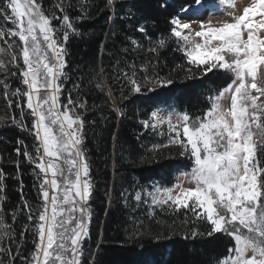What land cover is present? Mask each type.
<instances>
[{
	"label": "snow or ice",
	"instance_id": "obj_1",
	"mask_svg": "<svg viewBox=\"0 0 264 264\" xmlns=\"http://www.w3.org/2000/svg\"><path fill=\"white\" fill-rule=\"evenodd\" d=\"M83 3L86 0H82L81 16L71 18L65 6L72 7L70 0H61L54 6L63 13L62 17L55 12L46 14L39 0H0V18L5 25H12L0 27V41L6 45L0 47V73L3 74L0 88L6 106L11 109L16 98L15 107L20 109L19 118L11 115V125L29 132L36 141L34 154L19 139L15 152L34 165L41 201L34 210L23 197L21 181V211L27 213L34 235V249L30 256H24L19 245L13 252L15 229L5 220L2 206L5 198L0 195V264H16L18 259L20 264H82L93 193L81 115L87 110V102H78L69 94L67 103H63L61 92L67 78L65 45L70 36L80 35L74 21L88 15ZM219 4L232 7L227 13L231 19H221L215 24L211 19L200 20L199 30L192 27L195 21L184 22L180 15L169 21L171 37L189 65L186 72L203 75L223 72L230 75L231 83L211 98V107L202 117L178 113L172 100L164 99L160 104L169 115L164 117L154 111L153 122H144L146 128L152 129L166 124L169 133L174 135L162 147L175 145L181 150L179 155L193 162L189 173L178 174L179 182L163 189L154 187L148 196L154 206L162 209L191 212L207 224L209 237L215 234L232 237L234 247L220 264H264V0H249L242 10L231 0H219ZM116 5L117 0H106L109 20ZM196 5V8L182 6L180 13L198 16L203 9L201 0H196ZM167 6L165 0L161 7ZM220 11L216 0H212L209 16ZM53 20L60 21L59 28L53 25ZM137 31L147 33L143 25ZM129 39L134 47H141L135 39ZM166 45L167 40L162 38L148 51L155 53ZM131 69V72L121 70L115 77H106L101 68L93 77L98 81L95 87L110 95L113 89L107 81L123 78L129 85L128 95L121 91L116 97L123 102L144 90L153 92L156 87L173 82L149 76L144 66L139 71L145 75L137 79L135 65ZM17 74L24 90H10L7 81ZM102 75L105 78L101 79ZM222 100H230V105L224 107ZM24 108L33 117L31 127L24 123ZM112 111L123 116L125 109L117 106ZM173 116L176 124L172 122ZM5 123L0 116V124ZM14 164L19 172L20 161ZM5 179L6 174L0 169V193ZM185 182L194 186L184 187ZM135 200L141 201L139 192ZM12 219L13 222L16 219L15 211ZM28 230L29 225H25L20 239ZM138 234L149 235L147 231L134 232L132 238ZM203 234L198 230L191 233L192 237Z\"/></svg>",
	"mask_w": 264,
	"mask_h": 264
},
{
	"label": "trees",
	"instance_id": "obj_2",
	"mask_svg": "<svg viewBox=\"0 0 264 264\" xmlns=\"http://www.w3.org/2000/svg\"><path fill=\"white\" fill-rule=\"evenodd\" d=\"M39 2L46 14L55 12L62 17L63 13L54 7L61 0ZM70 2L72 7L65 5L69 16H81L82 0ZM166 2L168 6L161 7L165 0H117L115 12L109 20L106 0H86L83 7L87 17L74 21L80 35L70 36L65 45L68 55L64 72L67 78L63 82L61 101L67 103L71 94L74 100L87 102V110L81 115L85 156L93 182L89 202L91 251L99 245L92 255L91 264H218L234 247L232 237L227 234L206 235L207 224L197 220L191 212L182 209L177 213L165 207L149 213L147 208L137 206L134 200L137 187L155 182L170 187L179 172H188L192 166L191 159L179 155L181 150L178 147H162L168 144L164 133L144 126L145 121L152 123L151 114L164 106L160 101L171 99L179 111L202 117L211 107V98L231 82L230 75L223 72L214 71L206 75L186 72L188 64L176 40L171 37L169 21L179 15L182 6L196 5V0ZM201 3L206 6L212 0H201ZM52 23L60 27L59 20ZM140 25L146 28V34L137 31ZM4 26L12 27L11 24L5 25L0 18V27ZM129 38L135 39L141 47H134ZM162 38L167 40L166 47L155 53L149 52L148 49ZM132 65L137 70V79L145 75L139 71L144 66L148 68L149 76L173 82L156 87L153 92L144 90L142 94L121 102L116 97L121 91L128 95L129 85L123 78L108 80L113 89L110 97L115 103L95 87L98 81L93 77L101 68L106 77H115L121 70L131 72ZM17 80L20 82L19 78L9 77L10 90L22 88L19 82L15 85ZM13 100L9 109L0 88V116L7 121L0 124V169L6 174L0 195L5 198L2 201L5 220L15 229L13 252L19 245L21 254L29 256L34 249V235L28 230L20 239L25 225H29L27 213L21 211V181L23 197L34 210L41 203L39 181L33 171L34 165L25 161L22 155L17 156L15 149L18 147L16 141L23 140L34 154L36 141L29 132L11 125V115L18 118L20 115V109L15 107V98ZM117 106L124 107L123 116L112 111ZM24 113V123L31 127L32 119L25 108ZM20 147L23 150V146ZM17 160L20 161L19 172L14 164ZM13 211L17 214L14 222ZM193 230L205 234L192 237ZM145 231L149 235L138 234L132 238L134 232ZM16 264H20L19 259Z\"/></svg>",
	"mask_w": 264,
	"mask_h": 264
},
{
	"label": "rangeland",
	"instance_id": "obj_3",
	"mask_svg": "<svg viewBox=\"0 0 264 264\" xmlns=\"http://www.w3.org/2000/svg\"><path fill=\"white\" fill-rule=\"evenodd\" d=\"M231 2L235 5V7L237 9H241L247 5V3L249 2V0H231ZM198 7L197 5H194L193 8H196ZM212 7V3L209 4V5H206V6H203V9L201 10V13L200 15L198 16H193L191 14V12H188V13H179V15L181 16L182 20L184 22H188L189 20H193L195 21L193 24H192V27L196 30H199V21L200 20H203L204 22H207L209 19H211L212 23H217L218 20H221V19H231V17H229L227 15L228 12H231L233 9L231 6H228L227 4L225 5H220L219 4V0H216V7L219 8L221 11H220V14H216V15H212V16H209L208 12H209V8ZM13 39H16V38H13ZM175 39V38H174ZM11 42V41H9ZM0 47H6V45H4L3 41H0ZM182 51V50H181ZM8 58V57H5V59ZM189 67V65L187 66V68ZM13 78H19L20 82L17 80L15 82V85L19 82V86H21L22 90H24V86L21 84V78L19 77V74H17V76L13 77ZM231 83V82H230ZM109 98L110 100L112 101L113 99L110 97L109 95ZM16 99V98H15ZM20 103L21 105H23V100L21 99L20 100ZM222 105L224 107H228L230 105V100H222L221 101ZM16 109H19V108H16ZM25 110L27 112H29L30 110H28L27 108H25ZM174 110L178 113H183L182 111H179L177 108L174 107ZM158 115H162L164 117H167L169 115L166 107H160L157 111ZM29 116L31 117V119L33 120V117L29 114ZM152 122H153V117H152ZM172 122L173 124H176L177 123V120H176V117L173 116V119H172ZM158 131L160 133H164V135L166 136V140L169 141V138L171 135H174V133H169L168 131V128H167V125L164 124V125H160L157 127ZM173 147H177L175 145H171ZM193 167V162H192V166H191V169ZM191 169L188 171V172H179L178 174L180 173H189L191 171ZM178 174L175 176L174 178V182L173 183H176V182H179V177H178ZM184 187H193L194 185L191 184V183H187L185 182ZM156 187V188H166V186L162 183V182H155L153 184H150L148 186H143V187H137L136 189V193L134 195V200H135V196L136 194L139 192L140 195H141V201L140 202H136V205L137 206H143L144 208H147L149 210V213H152L153 211H155L156 209H159L161 207L159 206H154L151 202V199L150 197L148 196V193L151 192L153 190V188ZM171 187V186H170ZM144 200H148L149 202L148 203H144L143 201ZM90 202V201H89ZM16 217H17V214H16ZM29 223V221H28ZM27 223V224H28ZM30 225V224H29ZM89 229H90V222L88 224V237H89ZM29 230H31V227H29ZM33 235V233H32ZM88 237L86 239V242L84 244V257L82 259V264H91V258H92V255H94V252L96 251V247L94 248L93 251H91V246L89 245V240H88ZM233 239V238H232ZM234 241V239H233ZM93 252V253H92ZM230 255V254H229ZM229 255L226 257L228 258ZM225 258V259H226ZM223 259V260H225ZM222 261V260H221ZM220 261V262H221ZM220 262L218 264H220Z\"/></svg>",
	"mask_w": 264,
	"mask_h": 264
},
{
	"label": "water",
	"instance_id": "obj_4",
	"mask_svg": "<svg viewBox=\"0 0 264 264\" xmlns=\"http://www.w3.org/2000/svg\"><path fill=\"white\" fill-rule=\"evenodd\" d=\"M111 98L113 99V97H111ZM100 242H101V238H100V240H99V244H100ZM98 246H99V245H97V248H96V251H95V252H97Z\"/></svg>",
	"mask_w": 264,
	"mask_h": 264
},
{
	"label": "flooded vegetation",
	"instance_id": "obj_5",
	"mask_svg": "<svg viewBox=\"0 0 264 264\" xmlns=\"http://www.w3.org/2000/svg\"><path fill=\"white\" fill-rule=\"evenodd\" d=\"M90 232V231H89ZM88 240H89V237H88ZM30 256V255H29Z\"/></svg>",
	"mask_w": 264,
	"mask_h": 264
}]
</instances>
